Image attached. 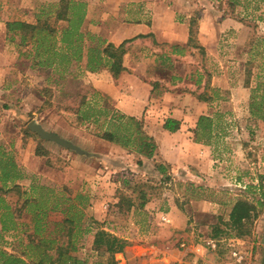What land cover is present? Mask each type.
Listing matches in <instances>:
<instances>
[{"label":"rangeland","instance_id":"rangeland-1","mask_svg":"<svg viewBox=\"0 0 264 264\" xmlns=\"http://www.w3.org/2000/svg\"><path fill=\"white\" fill-rule=\"evenodd\" d=\"M186 1L189 18L174 19L179 23L184 20L188 29L191 23L192 30L183 48L185 58L181 63L187 67H183L186 79L181 84V92L191 94L196 100L201 95L208 101L204 102L206 108L201 115H180L179 124L183 123L184 135L189 134L188 140L195 143L193 129L198 117L213 119L214 137L210 144L195 143L202 146L200 152L192 149L181 151L184 154L189 152L185 157L179 153L178 146L174 147L175 142L179 145L178 141L170 143L169 139L155 137L158 144L154 142V155L146 159L133 150L100 139L95 134V127L84 123L78 125L72 115L66 114V126L75 130L52 134L83 152L79 154L44 141L30 130L32 134L27 133L25 129L34 121L31 120L33 115L10 120L9 114H0L2 123L22 122V136L32 137L34 154L37 147L47 151L42 145L50 146L56 152L50 161L63 172L62 179H54L59 184L45 186L39 179L34 180L36 183L52 189L58 196L74 198L79 194L86 197L80 222L83 233L73 252V256L86 264L106 263V258L90 252L92 236L98 229L128 243L118 264H223L229 243L245 254L242 264H264V247L259 243L264 228V205L253 221L249 237L212 236L213 227L220 222L223 229L222 223L228 221L235 201L246 200L256 204L260 199L257 177L264 175V119L260 121L250 115L249 103L252 97L257 101L262 97L264 99V0L257 9L254 0H238L237 7L231 6L230 0ZM247 3L248 6H244ZM107 9L109 12L112 7ZM49 11L44 12L42 19L48 20L53 29H60L63 23H55ZM198 29L213 32L214 44L209 51L198 46ZM5 41L9 42L8 35ZM175 67L178 70L181 64ZM58 69L63 70L61 67ZM63 71L66 77L59 84L65 85V94L59 95L58 103H63L64 107L76 106L81 96L90 101L95 92L90 80L82 78L80 82L73 81L76 77L72 79V76L77 75V70L70 66L64 67ZM104 71L111 75L107 69ZM160 73L162 76L171 74L163 70ZM198 76L201 78L199 83L193 85ZM95 99L98 100V97ZM159 101L166 105L165 112L161 113L148 104L143 114L146 119L142 117L138 120L142 122L143 132L153 141L152 134L157 135L160 131L158 124L171 119L170 106L164 98ZM98 102L102 107L113 109L102 98ZM151 121L153 125L149 126ZM174 148L178 149L176 156ZM132 190L144 193V208L136 212L132 209L126 219L116 218L114 204L118 193L135 201L136 193L131 194ZM9 194L12 206L17 201L16 210H11L13 220L18 219L22 226L19 231L2 233L0 249L6 253H20L24 249L22 245L30 238L28 226L31 219L25 209L20 208L22 197L17 200L15 192ZM90 199L97 200L101 217L94 218L90 213ZM3 211L0 209V213ZM63 218L64 214L59 212L48 215V220L53 222ZM205 239L214 240V250L195 252ZM181 243L185 244L184 250L179 246Z\"/></svg>","mask_w":264,"mask_h":264},{"label":"crops","instance_id":"crops-1","mask_svg":"<svg viewBox=\"0 0 264 264\" xmlns=\"http://www.w3.org/2000/svg\"><path fill=\"white\" fill-rule=\"evenodd\" d=\"M58 2L59 0H0V114H9L10 120L15 118L21 120L25 116L33 115L31 120L33 119L43 130L57 135L58 131L75 130L66 126L64 121L66 114L72 115L78 125L84 123L95 127L96 131V128L103 124L102 119L97 120L98 111L106 109L109 115L118 113L137 120L142 117L146 119L143 114L148 104L161 113L166 111V105L159 101L161 98L170 106L171 119L180 121V115L185 113L201 115L206 108L205 103L194 99L191 94L181 92V84L185 83L186 79L184 68L187 67L182 64L185 58L183 48L191 36L188 24L186 25L184 20L183 23L174 22V19L189 18L186 0L84 1L86 13L81 32L93 36L96 42L100 41V49L108 44L118 47L125 42V54L122 58V67L125 71L116 80L104 70L88 72L85 69V51L79 61L68 59L66 63L56 58L51 67H39L37 62L47 61L46 57L34 56V43L26 42L22 45L17 35L6 33L7 22L20 21L35 25L37 21L46 20L42 19L44 12L48 9L51 11V6ZM107 7L109 9L112 7L110 13ZM197 31L198 46L206 51L212 49L215 39L212 38L213 32L206 33L204 29ZM6 35L9 42L5 41ZM89 44L85 43L87 46ZM92 45L96 46V43ZM56 48H60L59 43L56 44ZM179 63L181 68L175 70ZM66 66L77 70V75L72 76V79L76 77L73 81L80 82L82 78L90 80L95 91L90 101L81 96L76 106L64 107L63 103H58L59 95L65 94V85H60L59 82L66 77L63 71ZM59 67L63 70L60 71ZM160 70L171 74L162 76ZM105 72L106 75H103ZM199 79L201 78L198 76L193 85L198 84ZM95 97H98V100L102 98L113 109L102 107ZM81 101L85 103L83 107L80 106ZM79 110L87 112L90 120L81 121ZM152 122L148 125H153ZM157 122L158 120L156 124ZM163 124V121L158 124L157 128L160 131L157 135L152 134L156 144L158 143L155 137L169 139L170 143L178 141L179 145L175 142L174 147L178 146L179 153L185 157H188L189 152L184 154L181 151L192 149L200 152L202 146L188 140L189 134L184 135L183 123L175 133L163 130ZM21 125L22 122L18 124L17 121L11 124L0 121V196L3 198V201H0V209L8 206L10 210H16L17 201L13 206L9 201V193L13 192L18 195L17 200L22 197L20 206L22 208L27 196L30 195V185L36 182L34 180L39 179L45 186H53L59 184L54 179H62L64 176L62 170L50 161L51 156L56 154L52 147L42 145L47 151L43 156H36L33 139L23 138ZM178 149L174 148V156L177 155ZM6 164L9 165L7 168L4 167ZM3 170L11 172L4 181L1 180L5 179ZM15 186L19 187L18 193L16 190L9 191ZM89 203L88 209L93 217H101L102 211L97 200L90 199ZM132 211L136 212L134 209ZM14 221L15 228L10 231H19L21 221L18 219ZM31 226L29 222L28 227L32 233ZM22 247L24 248V245ZM23 251L24 249L20 253L7 252L20 257L23 260L22 264H32L22 256ZM165 258H162V261H165Z\"/></svg>","mask_w":264,"mask_h":264},{"label":"trees","instance_id":"trees-1","mask_svg":"<svg viewBox=\"0 0 264 264\" xmlns=\"http://www.w3.org/2000/svg\"><path fill=\"white\" fill-rule=\"evenodd\" d=\"M262 0H254L255 8ZM231 6H238V0H230ZM244 6H248V3ZM53 21L63 23L60 29H53L48 25V20L37 21L35 25H29L20 21L6 23V33L17 35L20 43H34L33 51L35 57H46L47 63L37 62L39 67H51L54 60L68 59L79 61L85 51L86 65L85 69L90 72H98L107 69L113 79H116L125 69L122 67V58L125 54V42L118 47L111 44L100 49V41L97 40L96 46L92 45L94 38L89 34L81 32V26L86 13V3L80 0H59L51 6ZM189 33L191 36V23ZM59 43L60 48H56ZM85 43H90L89 46ZM95 46V47H94ZM202 102L208 99L197 96ZM81 101L80 106H84ZM80 111L79 119L89 121L90 116L87 112ZM250 115L257 120L264 119V99L255 100L250 98L249 103ZM221 117V115H217ZM97 120L102 119L103 124L96 128L97 136L108 143L119 145L124 149L133 150L138 155L146 159L153 157L156 145L153 139L147 136L142 130V122L133 117L121 114L109 115L106 109L98 111ZM96 120V121H97ZM213 119L207 116L198 117L195 128L193 129L194 142L202 145H209L210 140L214 137L212 127ZM179 121L166 119L163 124V130L169 133H175L179 130ZM27 133L32 134L29 129ZM37 135V134H36ZM41 139V138H40ZM45 152L41 147H37L36 156H43ZM9 165L4 166L7 168ZM12 169V167H11ZM5 170V169H4ZM3 170V171H4ZM161 172L163 170L159 169ZM10 171H4L2 181L9 177ZM257 190L260 199L256 204L246 200H237L232 205L228 215V221L216 225L212 229V236H227L243 239L249 237L252 232L253 221L259 214L261 207L264 205V175L257 177ZM127 184V183H126ZM19 192V187L15 186L12 190ZM136 193L135 203L128 195L118 193V198L114 204V216L118 219H126L131 210H141L146 204V198L143 192L132 190L131 194ZM0 201L3 198L0 196ZM86 197L76 195L74 198L58 196L52 189L44 187L36 182L30 185V195L27 196L23 203V209L30 215L32 233L29 241L24 245L22 256L30 260L32 264H86L85 261L73 256L76 250V244L82 236L80 225L82 209L86 205ZM77 203V204H76ZM59 212L64 214L61 221L53 222L48 220L50 213ZM0 241L2 233L13 230L15 222L13 212L8 206L4 207L3 213H0ZM52 228V229H51ZM127 242L102 229H98L92 236L90 250L97 257L106 258L104 264H118L119 258ZM20 257L11 255L0 249V264H22Z\"/></svg>","mask_w":264,"mask_h":264},{"label":"water","instance_id":"water-1","mask_svg":"<svg viewBox=\"0 0 264 264\" xmlns=\"http://www.w3.org/2000/svg\"><path fill=\"white\" fill-rule=\"evenodd\" d=\"M27 127L30 131L36 133L37 136L44 141L52 142V143H55V144H57L63 148L74 150L75 152H77L79 154L83 153L78 148H76L71 143H69L68 141L58 137L55 134H52V133H49V132L43 130L35 121H31ZM259 243L261 246L264 247V228H263V232H262L261 239H260Z\"/></svg>","mask_w":264,"mask_h":264},{"label":"built area","instance_id":"built-area-1","mask_svg":"<svg viewBox=\"0 0 264 264\" xmlns=\"http://www.w3.org/2000/svg\"><path fill=\"white\" fill-rule=\"evenodd\" d=\"M181 249H185V244L181 243ZM228 255L226 256L223 264H242L245 260V254L239 249L235 248L233 244H228ZM215 243L213 239H205L203 245L195 248V252H202L203 250H214Z\"/></svg>","mask_w":264,"mask_h":264}]
</instances>
